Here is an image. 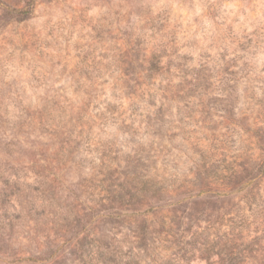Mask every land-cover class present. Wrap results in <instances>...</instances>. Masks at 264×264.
<instances>
[{"label": "rangeland", "instance_id": "obj_1", "mask_svg": "<svg viewBox=\"0 0 264 264\" xmlns=\"http://www.w3.org/2000/svg\"><path fill=\"white\" fill-rule=\"evenodd\" d=\"M134 42L141 43L139 58L158 54L163 63L179 62L192 70L206 64L220 80L228 107L235 108L234 118L223 120L217 133L221 136L213 143L216 150L208 148L211 141L206 144V156L220 164L222 173L225 168L233 174L224 175L220 187L224 197L216 203L219 210L200 203L192 214L210 207L200 220L192 215L191 222L188 216L173 222L165 216L167 211L150 215L155 234L147 248H136V236L123 225L113 231L101 226L100 233L96 230L87 237L96 235L95 240L81 241L82 230L93 227V219L81 215L75 222L67 213L73 202L84 215L97 208L100 188L92 187L103 179L101 150L84 153L80 162L75 160L78 166L67 159L65 144L53 136L57 132H46L42 123V112L49 107L95 114L113 104L114 85L124 72L122 58ZM133 73L146 72L136 68ZM127 108L125 100L122 110ZM194 116L199 119L198 113ZM98 125H92L88 137L93 146L114 145L130 152L132 145L116 128L101 132ZM61 147L65 151H59ZM42 174L62 176V183L53 185L55 202L48 203L51 207L35 220L27 212L26 196ZM7 177L19 178V194L4 189ZM38 203L42 205L41 200ZM236 215L248 225L238 242L258 239L242 247L260 256L259 250L264 252V0H0V264H222L220 248L206 245L216 236L237 232L227 222ZM103 244H109L107 250ZM230 264L257 261L239 256Z\"/></svg>", "mask_w": 264, "mask_h": 264}, {"label": "trees", "instance_id": "obj_2", "mask_svg": "<svg viewBox=\"0 0 264 264\" xmlns=\"http://www.w3.org/2000/svg\"><path fill=\"white\" fill-rule=\"evenodd\" d=\"M129 47L127 55L122 58L123 75L113 88V104L107 103L95 114L83 109L75 112L70 107H49L42 112V123L46 132H57V135H51L66 146V151L62 147L59 151L67 152V159H72L78 166L84 153L97 154L98 149L101 150L98 158L101 162L99 175L103 179L92 187L100 188L95 196L97 208L90 209L92 212L84 215L77 210V203L73 202L71 211L67 213L74 215L75 222L83 216H89L91 221L93 219V227L82 230L85 235L80 238L81 241L95 240L96 235L87 237L96 230L100 233L101 226H110L112 230L123 225L128 226L127 229L136 236V248H147L153 243L151 234H155L150 215L154 218L160 212L167 211L165 216H171L173 222L187 216L186 220L191 222L192 215L200 220L210 207L205 206L197 210L199 214H192L194 207L200 203L212 204L216 211L219 210L216 203H220L224 197L220 191L224 175L231 177L233 174L227 173L225 168L222 173L220 164L206 156V144L211 141L208 148L216 150L213 143L221 136L217 133L221 131L223 120L234 118L235 108L228 107L226 96L219 87L220 80L210 73L206 64L200 65L198 70H192L179 62L163 63L158 54L150 58L142 54L139 58L142 51L140 42H134ZM136 68L146 73L134 74ZM216 84L218 87L213 89ZM125 100L128 108L122 110ZM194 113L199 114V119ZM97 122L101 132L104 128H116L123 134L126 143L132 145L130 152H122L114 145L109 148L101 144L93 146V141L88 137L92 125ZM202 131L206 136L200 133ZM83 134L86 138H83ZM119 154L121 159L118 158ZM76 159L79 162H75ZM181 166H185V169L182 170ZM42 177L31 189L33 193L26 196L27 212L33 214L35 220L44 215L47 207H51L48 203L55 202L51 189L62 178L53 179L44 174ZM18 180V177L13 180L5 178L4 189L9 188L11 194H19ZM38 199L42 202L41 206ZM60 218L63 222L67 221L64 215ZM227 222L231 230L238 231L216 236L215 241L213 239L206 247L220 248L218 254L222 264H230L238 260L239 256L264 264L263 250H259L261 255L256 256L250 248L242 247L258 243V239L246 244L238 242L241 230L248 226L247 223L237 215ZM77 234L74 236L76 240ZM192 234L195 236L196 231ZM166 242L169 240L166 239ZM108 246L103 244V249L107 250ZM244 249L250 252L243 254ZM98 253L101 255L103 250Z\"/></svg>", "mask_w": 264, "mask_h": 264}]
</instances>
